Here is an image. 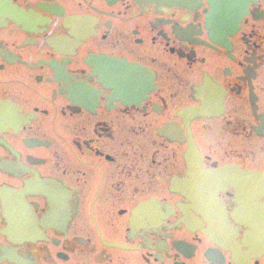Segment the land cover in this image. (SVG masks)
I'll list each match as a JSON object with an SVG mask.
<instances>
[{"label":"flooded vegetation","instance_id":"obj_1","mask_svg":"<svg viewBox=\"0 0 264 264\" xmlns=\"http://www.w3.org/2000/svg\"><path fill=\"white\" fill-rule=\"evenodd\" d=\"M0 264H264V0H0Z\"/></svg>","mask_w":264,"mask_h":264}]
</instances>
